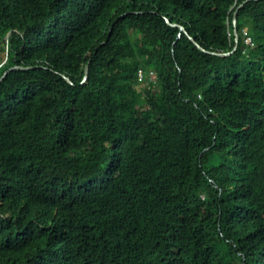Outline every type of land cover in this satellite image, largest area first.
Here are the masks:
<instances>
[{"label": "trees", "instance_id": "obj_1", "mask_svg": "<svg viewBox=\"0 0 264 264\" xmlns=\"http://www.w3.org/2000/svg\"><path fill=\"white\" fill-rule=\"evenodd\" d=\"M0 53V264H264V0H0Z\"/></svg>", "mask_w": 264, "mask_h": 264}, {"label": "water", "instance_id": "obj_2", "mask_svg": "<svg viewBox=\"0 0 264 264\" xmlns=\"http://www.w3.org/2000/svg\"><path fill=\"white\" fill-rule=\"evenodd\" d=\"M239 8H240V6L238 7V9L234 12V15H233V21H232V24H233V27H234V34H235V42H236V45H235V47H234V49H233V52L237 49V45H238V41H239V36H238V32H237V30H236V27H237V15H238V11H239ZM111 32V31H110ZM196 46L200 49V50H202V48L198 45V44H196ZM90 64V61L88 62V64L86 65V67H85V78H84V80H87V77H88V74H89V65ZM18 69H22V67H18V66H15V67H12V68H10V69H8L7 71H5L4 72V74L1 76V78H0V83L2 82V81H4V79L6 78V76L10 73V72H12V71H15V70H18ZM66 81H68L69 83H71V81L69 80V78H67V77H63Z\"/></svg>", "mask_w": 264, "mask_h": 264}, {"label": "rangeland", "instance_id": "obj_3", "mask_svg": "<svg viewBox=\"0 0 264 264\" xmlns=\"http://www.w3.org/2000/svg\"><path fill=\"white\" fill-rule=\"evenodd\" d=\"M246 31V29H245ZM248 40V39H247ZM0 57L2 58V64H4L6 62V58H7V54L6 53H0ZM150 79L151 80H155V75L153 73L150 74ZM143 87V85H142Z\"/></svg>", "mask_w": 264, "mask_h": 264}, {"label": "built area", "instance_id": "obj_4", "mask_svg": "<svg viewBox=\"0 0 264 264\" xmlns=\"http://www.w3.org/2000/svg\"><path fill=\"white\" fill-rule=\"evenodd\" d=\"M247 44H251V45H252V43H251V40H250V39H248V40H247Z\"/></svg>", "mask_w": 264, "mask_h": 264}, {"label": "clouds", "instance_id": "obj_5", "mask_svg": "<svg viewBox=\"0 0 264 264\" xmlns=\"http://www.w3.org/2000/svg\"><path fill=\"white\" fill-rule=\"evenodd\" d=\"M248 39H250V38H248ZM246 43H247V39H246ZM252 43V42H251Z\"/></svg>", "mask_w": 264, "mask_h": 264}]
</instances>
